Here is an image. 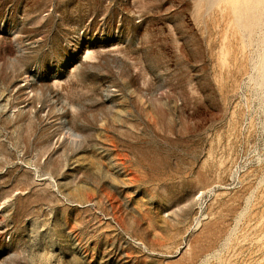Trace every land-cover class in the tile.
<instances>
[{
  "label": "rangeland",
  "instance_id": "obj_1",
  "mask_svg": "<svg viewBox=\"0 0 264 264\" xmlns=\"http://www.w3.org/2000/svg\"><path fill=\"white\" fill-rule=\"evenodd\" d=\"M0 264H264V0H0Z\"/></svg>",
  "mask_w": 264,
  "mask_h": 264
}]
</instances>
